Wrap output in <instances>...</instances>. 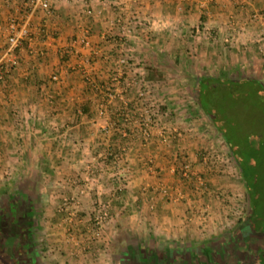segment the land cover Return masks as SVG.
<instances>
[{
    "label": "crops",
    "instance_id": "0c3cea01",
    "mask_svg": "<svg viewBox=\"0 0 264 264\" xmlns=\"http://www.w3.org/2000/svg\"><path fill=\"white\" fill-rule=\"evenodd\" d=\"M48 2L49 10H31L27 0H0V55L10 21L27 31L17 65L0 81V198L10 186L36 198L59 264H116L119 249L200 243L228 229L218 198L236 183L207 173L198 156L221 148L217 134L151 74L228 69L264 83V0ZM140 92L158 111L147 136ZM183 156L195 174L188 181L178 174ZM96 199L109 204L108 258L107 242L71 240L93 230Z\"/></svg>",
    "mask_w": 264,
    "mask_h": 264
},
{
    "label": "flooded vegetation",
    "instance_id": "af4514ba",
    "mask_svg": "<svg viewBox=\"0 0 264 264\" xmlns=\"http://www.w3.org/2000/svg\"><path fill=\"white\" fill-rule=\"evenodd\" d=\"M8 197L0 203V218L9 215L11 205L17 217L0 222V264H46L38 242L35 199L25 198L20 190ZM161 246L119 249L116 264H264V204L250 205L243 218L220 235L200 243Z\"/></svg>",
    "mask_w": 264,
    "mask_h": 264
},
{
    "label": "trees",
    "instance_id": "16d2710c",
    "mask_svg": "<svg viewBox=\"0 0 264 264\" xmlns=\"http://www.w3.org/2000/svg\"><path fill=\"white\" fill-rule=\"evenodd\" d=\"M190 92L196 105L203 110L225 140L244 180L250 205L263 202L264 134L259 133V126L261 122L264 123V83L249 74L232 76L220 71L216 75L202 74L196 77ZM162 109L158 107L159 111ZM240 110L247 113L250 124L257 121L260 124L253 131L260 134L255 141L249 134L242 138L238 133L240 121L237 112ZM8 209L9 215L3 221L0 218V222L7 223L10 221L9 217L16 219L17 210L12 205Z\"/></svg>",
    "mask_w": 264,
    "mask_h": 264
},
{
    "label": "rangeland",
    "instance_id": "374dc122",
    "mask_svg": "<svg viewBox=\"0 0 264 264\" xmlns=\"http://www.w3.org/2000/svg\"><path fill=\"white\" fill-rule=\"evenodd\" d=\"M262 48L264 49V46H262ZM192 62L193 61L190 60V62L188 61L187 63L191 64ZM224 71L227 72L228 74L232 75V76H238V75H245L246 74L244 72L237 71V70L226 69ZM187 73L188 74L179 73V75H176V74L158 75V74H155L154 71H152L151 78H152V81H157V80L162 81V84L166 87L167 90H169L168 96H171V98L173 96H178L180 99L189 100L190 102L187 101L188 102L187 104H189L188 105V106H190L189 109L192 112H194V113H196V111L202 112V114L205 115L203 110L201 108H199L198 106H196V102H195V100L192 97V94L190 92V88H191V86H193L195 78L202 75V74H197V73L192 74V73H189V71H187ZM216 74H218V73H216ZM216 74H212V75H216ZM181 84L183 87L182 91L180 89ZM177 91H179V92H177ZM174 100H177V99H174ZM237 115H238V118L240 121L239 122L240 124H238V127H239L238 130H240V131L238 133L242 138H243V136L246 137L247 134H249V135H251L252 139L255 141L256 138L260 134H264V131L262 132V129H264V123L263 122H261V125L258 123V121L255 124H250L247 121V113L244 110L243 111L240 110L239 112H237ZM205 117L208 118L206 115H205ZM209 122L212 125L214 132L217 134V135L216 134L215 135L218 137L219 144L221 146V148L218 147V149H220V153H221L220 156H221L222 160H220L217 163L218 165H220V167L218 166V168L220 169L221 172H219L217 174H213V172L208 171L207 173H211L212 175H222L224 177L228 176L232 180H234L236 183L234 185L233 189L230 187H228V188L224 187L225 190H223L222 195L225 198H218L219 200H221V205L223 206L224 210H227L226 214L228 215V218L231 217V219H232V222L230 223V226H229V227H232L235 224V222L237 221L238 217L243 218L244 214H246V211H248V209H249L250 202H249V199L247 198L244 180H243L242 176L240 175L239 168L237 166L236 161L233 159L232 155L230 154L228 146H227L225 140L223 139V137L221 136V134L219 133V131L216 129V127L214 126V124L210 120H209ZM256 126L257 127L259 126V133L260 134L259 133H253ZM262 176H264V174ZM42 179L43 180L48 179V175H43ZM30 182H31V180H30ZM27 189L31 190L32 188L26 187V191H27ZM42 189H43V187H42ZM8 190H9L8 196H10L11 194L15 193V191H17V188L16 187L11 188V186H10L8 188ZM8 196H7V198H9ZM7 198H0V203H2V201L6 200ZM33 199H36V198H33ZM262 199H263L262 203L264 204V198H262ZM100 200H102V199H100ZM33 203L36 206V210L39 211L40 207H38L36 205V201ZM236 206L239 208L241 207L240 212H234ZM38 211H37L36 230L38 231V234H39L38 235V242L40 245V253L43 256L42 260L46 264H59L55 260L56 259L55 256L57 254L56 255L53 254V253H56L53 245L55 244V242H58V240L51 241L50 239H48V237H47L48 235H45V232L43 229V227H44L43 220L44 219H42L43 214H40V212H38ZM39 218L41 221H39ZM87 222H89L91 227H93V225H92L93 223L91 224V222L89 221V218L87 219ZM111 222H112V219H109V221L104 225V227L107 226L108 224H110ZM103 231H104V229H102V232L98 236L93 237V238L90 237V235L92 234L93 231H88L85 234L80 233V235L73 234L72 232H70L69 234L74 235V236H72V239H71L72 241H74L78 238H81L83 240L81 242H87L88 245H91V244L97 245L99 243L100 248L103 247V245L107 242L106 243L107 249L105 252L107 253V258H108V257H110L109 254L111 253L109 250L111 247V244H110L111 242L109 241L110 239L107 241L106 237L103 238L105 236ZM118 235L119 234H117L115 236V238L116 237L118 238ZM96 248L98 249V247H96ZM72 251H73V253L70 254V250H68L67 256L68 257L73 256L74 258H77L75 255L76 251H74V250H72ZM65 254H66V252L65 253L62 252V253H60L59 257H62ZM66 257L64 256L63 259Z\"/></svg>",
    "mask_w": 264,
    "mask_h": 264
},
{
    "label": "built area",
    "instance_id": "2783aa9c",
    "mask_svg": "<svg viewBox=\"0 0 264 264\" xmlns=\"http://www.w3.org/2000/svg\"><path fill=\"white\" fill-rule=\"evenodd\" d=\"M27 6L31 10L35 9L36 7H41L46 10L50 9L48 0H27ZM9 28L10 33L7 36V46L5 47L4 52L0 55V80L4 79L10 70L17 65L18 57L14 50L20 44L23 37L27 35L25 24L16 30L14 22L10 21ZM118 62L126 66L128 62V56L126 54H121L119 56ZM120 71L122 72V70ZM139 97L140 98L137 105L139 108L141 107L139 116L140 133L147 136L149 128L152 127L154 123L153 116L156 114V109L154 108L155 103H147L148 101L145 98V92H140ZM220 155V149L216 147H203L200 148L198 152L200 162L203 164L206 171L213 172V174L221 172L218 168L220 165L217 164L220 160H222ZM178 174L179 178L184 181L190 180L195 175L189 160L185 156L180 158ZM197 179L198 185L203 186L204 180L201 177H198ZM162 191L167 194V190L165 188ZM240 210L241 207L239 208L236 206L234 212H240ZM88 218L91 224L93 223V232L90 235V237L93 238L102 232L101 229H103L104 225L109 221V219H111L109 204L103 200L96 199L88 212Z\"/></svg>",
    "mask_w": 264,
    "mask_h": 264
}]
</instances>
